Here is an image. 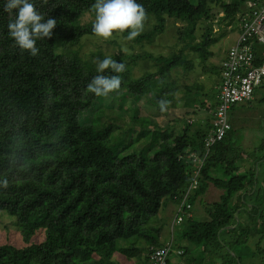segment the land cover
<instances>
[{"label":"trees","instance_id":"trees-1","mask_svg":"<svg viewBox=\"0 0 264 264\" xmlns=\"http://www.w3.org/2000/svg\"><path fill=\"white\" fill-rule=\"evenodd\" d=\"M247 1L138 0L146 18L155 19L151 29L128 40L138 42L136 47L118 55H88L66 48L94 34V0H35L45 18L56 20L52 36L37 41L36 56L21 51L9 36L7 24L15 13L5 12L0 2V212L15 219L26 243H0V264H121L117 253L151 264V247L167 244L166 264H264V137L246 149L231 126L206 149L218 102L206 103L212 117L192 132L186 128H193L194 119L182 126L183 135L171 133L161 142L164 128L139 114L141 103L159 108L165 100L167 109L186 102L185 92H176L173 73L180 65L192 66L188 52L207 59L213 53L209 47L226 34L214 33L216 8L223 13L220 21L235 29ZM86 14L92 20L82 23ZM168 23L179 34L178 52L168 56L150 48L135 54ZM254 48L259 54L264 44ZM106 55L125 64L122 73L105 71L121 78L120 87L108 94L117 98L110 106L129 108L131 127L109 120L111 113L103 120V96L87 87L97 74V59ZM141 60L146 65L137 77L133 68ZM154 125L153 131L145 129ZM195 176L197 188L187 196L191 205L179 209ZM210 185L223 192L206 203ZM170 202L175 229L162 239L159 214Z\"/></svg>","mask_w":264,"mask_h":264},{"label":"rangeland","instance_id":"rangeland-1","mask_svg":"<svg viewBox=\"0 0 264 264\" xmlns=\"http://www.w3.org/2000/svg\"><path fill=\"white\" fill-rule=\"evenodd\" d=\"M216 13L215 20L212 22L214 24V33H223L226 32L227 35L225 34L217 43L212 44L209 49L215 52V59L218 60L220 55H218V51L220 50L221 47L228 46L230 44V37L229 35H232L233 33V27L234 24H226L225 21H220V17L222 16V12L220 9L216 8L214 10ZM154 17H147L145 18L144 21V26L142 31H147L148 29H151L154 21ZM89 20H92V16L89 14L83 15L81 18V22H89ZM173 27L167 24L166 28L164 31L157 35L156 40L151 43L150 41H146L145 44L142 46L138 47V51L135 54H139L142 56L144 53L147 52V50L150 51H155L156 53H164L165 55H172L175 52H178L181 47H183L180 43L181 40H179V34L178 32L173 31ZM141 31V32H142ZM138 42L135 40L133 42L128 41L125 39L122 33H116L114 32L113 36L108 39H104L101 37H98L94 34H88L83 36V38L80 40V42L76 43H70L68 44V47L66 49H75L78 50L79 52L81 51V54H88L91 55L92 52L95 51H102L105 54H110V55H118L120 52H127L130 50V48H135ZM152 44V45H150ZM59 45V43H58ZM146 47L144 49V47ZM152 48V50L150 49ZM146 50V52H144ZM66 51V50H65ZM131 51V50H130ZM188 56L191 59V65L192 66H185V65H180L178 67L179 71H175L173 73V79L178 82V89L176 92L179 93V95L182 93L185 94V100L189 101L188 99L191 98L192 102L196 101V104L201 107V103L208 101L209 98L202 97L198 95L199 93H202V88L206 89L207 84L209 83L208 79H203L200 78V73L204 76L210 72V70L205 69V64H201L204 59H202L199 56H196L195 52H188ZM143 59V57H142ZM146 61V60H145ZM206 62V61H205ZM140 66L135 65L133 68V75L134 76H140L143 74V65L145 66V62L142 60L140 61ZM201 64V65H200ZM202 70V72H201ZM177 72V73H176ZM208 75V74H207ZM122 89V88H121ZM209 91L211 92V86L208 87ZM205 92H207L205 90ZM209 94V93H208ZM263 95H264V89H257L254 94V98L250 101L243 102V103H238L232 111L230 110V122L232 126L236 129L237 135L239 136V141L238 144L240 147L246 148V149H252L256 145L259 144L260 138L264 137V101H263ZM84 98L88 97V92L85 91L83 94ZM117 98H115L112 95H106L103 96L100 100V106H103L104 109V117L103 120H108V114L111 113L112 119H109L113 121L114 123H117L121 126L125 127H131L134 125L133 121H131V110L126 107V109H117V108H111L110 103L112 100L116 101ZM198 99V100H197ZM212 99V98H210ZM116 104V103H115ZM180 104V103H178ZM127 106V105H126ZM125 108V105H124ZM160 108V107H159ZM158 107H150L148 104L141 103L140 105V115H147L150 116L151 119H154L156 123H158V127L164 128L162 131L163 132V138L166 139L168 138L169 134L173 133L174 136H179L183 135L185 129L182 128V126H185L186 124L189 123L187 120L188 116L185 115L186 113L183 111H176V114H181V119L178 122H172V115H173V109L167 108V111L162 110L161 108L159 109ZM206 108V107H205ZM204 108V109H205ZM204 109H199L195 113L192 114V116L195 115V119L191 121L193 123V128H186L187 132H192L196 127H199L205 120L206 115L202 113ZM169 110V111H168ZM212 113V112H211ZM93 116L96 115V112L92 113ZM240 114V116H239ZM110 115V116H111ZM99 116V115H98ZM192 119V118H190ZM212 120V119H211ZM137 127L140 128L139 123L137 124ZM143 127H146V123L143 124ZM142 127V128H143ZM155 127L151 126L149 129L151 131L154 130ZM189 130V131H188ZM151 134V132L149 131ZM150 135L145 137L147 138V141H149L151 138H149ZM143 143V142H142ZM223 191L221 189H218L212 185H210L209 189L203 196V200L206 203H211L213 201L219 200L220 195ZM201 205L200 202L197 203V207ZM176 208L175 204L173 202H170L167 206H164L163 209L160 211V216L164 218V227L161 232V238L162 239H167L171 236V233H173L175 228H172V220L175 217ZM38 237H33L32 240H37ZM0 243H12L17 246L24 245V238L22 235L21 230L18 228L16 221L13 217H11L8 213L6 212H0ZM26 244V243H25ZM252 247H255L254 243H251ZM114 259L121 264H137V260L135 257L133 258H128L126 255L117 253L114 255Z\"/></svg>","mask_w":264,"mask_h":264},{"label":"clouds","instance_id":"clouds-1","mask_svg":"<svg viewBox=\"0 0 264 264\" xmlns=\"http://www.w3.org/2000/svg\"><path fill=\"white\" fill-rule=\"evenodd\" d=\"M0 2L5 12L15 13L14 18L7 24L9 36L21 51L26 50L29 55L36 56L39 53L37 41L52 36L56 20L51 17L45 18L37 9L35 0H0ZM92 8L95 13L91 24L92 32L98 37L108 39L114 32L124 33L127 30L125 39L132 40L143 30L146 13L138 0H94ZM108 69L111 73H122L125 64L107 55L103 59H97V74L87 85L89 91L96 96H106L120 87V76L106 73L105 70ZM166 104L165 100L159 101L162 110ZM2 183L6 185L7 182Z\"/></svg>","mask_w":264,"mask_h":264},{"label":"built area","instance_id":"built-area-1","mask_svg":"<svg viewBox=\"0 0 264 264\" xmlns=\"http://www.w3.org/2000/svg\"><path fill=\"white\" fill-rule=\"evenodd\" d=\"M238 17L241 29L221 64L218 107L212 120V127L205 137L206 149L222 140L230 130L231 108L238 103L251 100L256 89L264 87V50L257 54L254 48L255 43L264 44V1L260 3L248 0ZM258 59L261 62H258ZM192 156L194 160L199 159L197 154ZM197 184L195 176L179 209L190 207L187 196L192 189L197 188ZM175 219L180 222L183 219L182 214H177ZM170 251L169 244L161 247L152 246L151 264H166Z\"/></svg>","mask_w":264,"mask_h":264},{"label":"crops","instance_id":"crops-1","mask_svg":"<svg viewBox=\"0 0 264 264\" xmlns=\"http://www.w3.org/2000/svg\"><path fill=\"white\" fill-rule=\"evenodd\" d=\"M232 30H233L232 35H229V37L231 39L230 40V44L227 47L226 46L221 47L220 50L218 51V55H220L219 59L218 60L215 59V57H214L215 56V52L210 49L213 52L212 55H210L207 59H205L206 62L203 61L201 63L202 65L205 64V67L204 68L210 70V72L208 71V73H207L208 75L206 74V76H204V75H202L200 73V76L199 77L200 78H203V79H208L209 83L207 84L206 89L205 88L204 89L202 88V91L203 90L204 91L202 93H199L198 95L202 96L203 98L206 97V96H208L207 98H209V99L206 102L209 105H211L213 102L216 103V104L218 102V88H219V84H220V81H221V77H220L221 76V64H222L224 58L227 55L228 49L230 48V46L233 45L235 39L237 38L238 32L240 30V23L237 22V28L232 29ZM226 35H227V33H226ZM226 37H228V35ZM195 54H196V56H199L198 53L195 52ZM143 71L144 70H142V72ZM201 72H202V70H201ZM209 86H211V90H213L212 93L211 92H208L209 91V89H208ZM257 89H259V88H257ZM260 89H264V87H262ZM205 90L207 92H205ZM210 98H212V99H210ZM190 100H191V98H190ZM236 105H234L232 107V109H234V107ZM206 106H208V105L207 104L206 105H201V107H200V106H198L196 104V101L195 102L194 101L192 102V100L189 102V105H187V104H182V105L181 104H178L177 106H172V108H171V109H173L172 122L173 123L174 122H178L181 119L180 118L181 117V114H176V111H183V113L185 112L186 113L185 115H187L188 116V119L190 120V118H192V119H195L196 118L195 115L192 116L193 113H195L199 109H204ZM232 109H231V111H232ZM164 110L167 111L166 108ZM200 111H202V113L204 115H206V118L212 117V113H213L212 111H207L206 108L204 109V111L203 110H200ZM239 116H240V114H239ZM189 120H187V121H189ZM202 122L204 123V121H202ZM153 127H155V125ZM163 135L164 134H162L159 138H157V141L158 142H161L162 140H164L163 139Z\"/></svg>","mask_w":264,"mask_h":264}]
</instances>
